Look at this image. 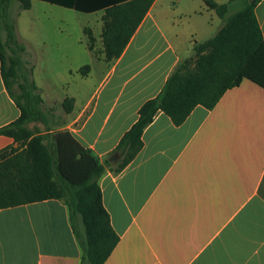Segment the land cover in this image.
Listing matches in <instances>:
<instances>
[{
	"label": "crops",
	"instance_id": "0c3cea01",
	"mask_svg": "<svg viewBox=\"0 0 264 264\" xmlns=\"http://www.w3.org/2000/svg\"><path fill=\"white\" fill-rule=\"evenodd\" d=\"M75 11L100 16L103 27L104 10ZM255 13L264 36V0ZM224 24L203 0H154L118 59L107 61L103 47L97 59L85 42L87 63L69 68L66 94L58 101L69 97L75 104L61 130L105 165L103 203L120 237L104 264H264L262 87L244 79L213 109L199 105L179 126L160 112L124 169L117 172L108 161L141 106L161 92L179 65L196 57L195 45ZM86 65L90 70L82 75ZM34 80L41 88L36 75ZM20 114L0 60V128ZM12 145L17 146L13 138L0 136V151ZM82 259L64 201L0 211V264H83Z\"/></svg>",
	"mask_w": 264,
	"mask_h": 264
},
{
	"label": "trees",
	"instance_id": "16d2710c",
	"mask_svg": "<svg viewBox=\"0 0 264 264\" xmlns=\"http://www.w3.org/2000/svg\"><path fill=\"white\" fill-rule=\"evenodd\" d=\"M8 1L0 0V10H6ZM17 1L23 10L32 8L33 0ZM40 1L86 13L104 10L101 36L107 61L122 55L154 3V0ZM203 1L225 21L224 26L213 38L195 45L196 57L179 65L161 92L141 106L138 120L115 149L121 155L117 172L140 152L143 132L160 112L179 126L197 106L213 109L229 89L239 86L244 79L264 89V36L255 13L262 0H229L224 4ZM236 4L242 7L231 12ZM7 30V41L0 39L1 74L21 114L16 121L0 128V136L11 137L17 143L0 151V211L50 199L64 201L83 251V264H104L120 240L103 203L100 179L106 167L68 130L45 136L28 128L35 121L46 124L48 115L43 110L41 88L30 76L21 79L22 61L10 56L12 46L17 45L15 25H8ZM89 49H94V42L91 41ZM89 70L86 65L80 72L86 75ZM74 104V98L63 101L67 114ZM77 215L84 227V238L74 224Z\"/></svg>",
	"mask_w": 264,
	"mask_h": 264
},
{
	"label": "rangeland",
	"instance_id": "374dc122",
	"mask_svg": "<svg viewBox=\"0 0 264 264\" xmlns=\"http://www.w3.org/2000/svg\"><path fill=\"white\" fill-rule=\"evenodd\" d=\"M5 6V11L0 10V39L6 42L8 25H15L17 45L12 46L14 51L10 56L22 61L21 79L25 76L34 79L36 75L44 92L43 110L48 115L47 122L44 124L35 121L27 126L33 131L39 130L45 136H50L51 132L65 126L67 113L62 106L63 101L58 100L66 94V83L71 79L69 68L88 61L89 57L83 47L85 42H94L95 57H100L103 47L100 16L96 18V15L79 13L37 0L30 10H23L17 0H10ZM241 7V4H236L232 6L231 12ZM193 63L191 61V66ZM51 99L54 101L49 102ZM47 129L51 131L48 132ZM74 224L81 238H84L80 216L74 218Z\"/></svg>",
	"mask_w": 264,
	"mask_h": 264
},
{
	"label": "water",
	"instance_id": "95a60500",
	"mask_svg": "<svg viewBox=\"0 0 264 264\" xmlns=\"http://www.w3.org/2000/svg\"><path fill=\"white\" fill-rule=\"evenodd\" d=\"M120 158H121V156H120L119 153H114V154L111 155V157L108 159V161L111 164L115 165V164H117L119 162Z\"/></svg>",
	"mask_w": 264,
	"mask_h": 264
}]
</instances>
